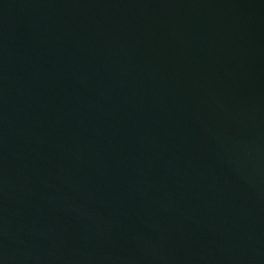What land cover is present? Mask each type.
<instances>
[{
  "label": "water",
  "instance_id": "water-1",
  "mask_svg": "<svg viewBox=\"0 0 264 264\" xmlns=\"http://www.w3.org/2000/svg\"><path fill=\"white\" fill-rule=\"evenodd\" d=\"M0 264H264V0H0Z\"/></svg>",
  "mask_w": 264,
  "mask_h": 264
}]
</instances>
